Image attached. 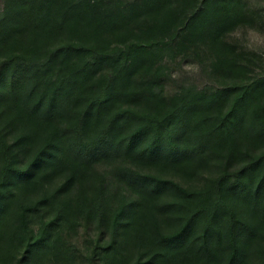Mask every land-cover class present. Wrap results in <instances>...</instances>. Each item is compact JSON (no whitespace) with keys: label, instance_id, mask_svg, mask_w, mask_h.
<instances>
[{"label":"trees","instance_id":"1","mask_svg":"<svg viewBox=\"0 0 264 264\" xmlns=\"http://www.w3.org/2000/svg\"><path fill=\"white\" fill-rule=\"evenodd\" d=\"M253 16L244 0H2L0 264H127L140 247L136 264H264V74L225 40ZM176 60L215 83L173 86ZM146 166L217 175L189 189ZM93 220L85 252L73 232Z\"/></svg>","mask_w":264,"mask_h":264},{"label":"rangeland","instance_id":"2","mask_svg":"<svg viewBox=\"0 0 264 264\" xmlns=\"http://www.w3.org/2000/svg\"><path fill=\"white\" fill-rule=\"evenodd\" d=\"M251 12H253L254 20L251 23L247 24H241L239 26H236L234 29L230 30L226 36L225 40L227 43H229L231 46L234 47L238 55L243 60V63L248 67V76L254 77L255 75H262L264 74V0H244ZM2 7V0H0V9ZM55 44L56 42H52ZM51 45V44H50ZM204 53L207 55V52L204 51ZM200 64V63H199ZM199 64H194V62L189 61H182V60H176L171 61V64L168 65V71H172L173 79L170 81V83L173 84V86L181 87L182 84H196V85H204V84H212L215 83L212 79L210 73L207 72L204 68H201L199 70ZM251 71V73H250ZM248 76L246 75V78L248 79ZM174 80V81H173ZM173 88L172 86L167 85V89ZM68 124V122L66 121ZM32 127V125H31ZM29 129V127L18 124V126H13L12 129L14 130L12 134L24 138L27 140L28 138L35 137L36 133H39L41 130L35 131V127L33 129ZM36 132V133H35ZM247 139H245L246 141ZM246 142H249L248 140ZM251 146V145H250ZM262 147H250L251 152L253 155L259 154L263 149V145H260ZM107 164L104 162L100 163V170L104 171ZM144 171L146 172H152L159 176H164L165 178H171L175 179L181 184H183L185 187L191 189L196 188L203 184L204 179L214 178L217 175V171L214 169L211 170H202L199 172V174L192 176L191 174H184L182 172L169 170L168 172H160V170L157 168L152 167H143ZM65 173L62 175H54L53 182L48 183L51 188H56L58 185H60L62 179H64ZM51 180V181H52ZM111 188V184L109 189ZM17 189V188H16ZM112 195L114 194V188H111ZM36 196V195H35ZM171 197V196H169ZM238 198L237 200L240 205L236 207L237 212H241L240 219L246 223V232L249 231L248 226L251 228L255 224L259 223L258 217L264 218V208L261 206V202L259 203L260 206L253 207L252 204L247 200L246 198ZM261 199H259L260 201ZM258 201V202H259ZM264 201V200H263ZM251 204V205H250ZM250 206V208L248 207ZM255 209L253 215L250 212V209ZM253 209V210H254ZM44 214V210H40L39 212L33 213L32 217H29V223L31 227L35 231H39V229L42 227V216ZM82 226L79 227L78 231L73 232V241L77 242L83 250L86 252L90 249V244L92 240H95L97 237V226L95 223V220H93L88 228H86L83 225V221L80 222ZM164 231L166 233H169V228H165ZM264 235V232H263ZM107 236H105V239ZM260 243L259 245L264 247V238L259 239ZM104 243V242H103ZM144 250H136L134 248H128L123 253L122 256H124L125 260L127 257V264H136L138 261V257L140 255L143 257L142 261H146L150 258L151 254L147 252V249L144 247H140ZM140 252V253H139Z\"/></svg>","mask_w":264,"mask_h":264}]
</instances>
